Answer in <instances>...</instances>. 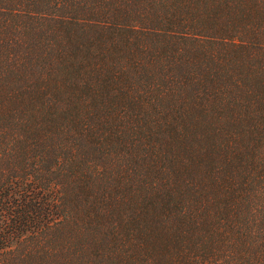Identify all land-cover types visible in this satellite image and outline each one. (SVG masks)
Instances as JSON below:
<instances>
[{
    "label": "trees",
    "instance_id": "1",
    "mask_svg": "<svg viewBox=\"0 0 264 264\" xmlns=\"http://www.w3.org/2000/svg\"><path fill=\"white\" fill-rule=\"evenodd\" d=\"M0 264H264V0H0Z\"/></svg>",
    "mask_w": 264,
    "mask_h": 264
},
{
    "label": "rangeland",
    "instance_id": "2",
    "mask_svg": "<svg viewBox=\"0 0 264 264\" xmlns=\"http://www.w3.org/2000/svg\"><path fill=\"white\" fill-rule=\"evenodd\" d=\"M59 192H61V190H59ZM70 207V206H69Z\"/></svg>",
    "mask_w": 264,
    "mask_h": 264
}]
</instances>
